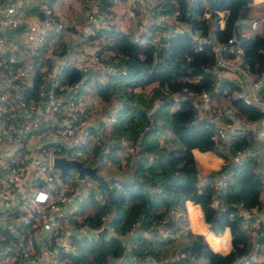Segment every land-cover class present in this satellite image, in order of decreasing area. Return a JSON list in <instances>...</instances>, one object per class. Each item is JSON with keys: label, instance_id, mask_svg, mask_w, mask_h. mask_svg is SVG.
<instances>
[{"label": "trees", "instance_id": "obj_1", "mask_svg": "<svg viewBox=\"0 0 264 264\" xmlns=\"http://www.w3.org/2000/svg\"><path fill=\"white\" fill-rule=\"evenodd\" d=\"M161 1L164 11L175 13V20L183 29L185 26L183 31H170L161 39L165 46L162 52L153 43L133 41V32L121 31L113 25L97 29L94 35L96 39L103 38L99 41L102 62L111 64L117 70L108 77L107 83L95 80V93L104 100L117 99L120 103L111 131L102 145H94L97 153L105 148L106 139L111 136L134 140L144 150L151 149L154 153L151 158L140 155L129 177L97 183L96 191L91 189L82 196L78 210L81 222L92 228L103 229L108 225L113 233L107 229L105 234H99L95 239L76 236L73 240L77 253L69 255L61 252V256L68 257L70 264H109L112 258L123 254L122 236L134 221H138L142 234L136 237L130 250L136 257L171 254L169 264H188L190 260L200 258L208 264H256L245 260L250 255L252 241L244 226L253 216L247 220L240 215L238 203L242 202L250 213L252 207L260 205L258 156L248 155L239 162L232 160L238 150L255 149L252 145L254 134L249 129L237 131L235 128V132H228L227 142H223L215 137L214 123L198 115L194 102L199 93L206 90L213 99L227 98L228 107L241 119L255 122L263 113L256 105L246 104L241 98L234 97V93L241 89L236 84L227 79L219 80L215 75L216 52L212 42H202L198 48L199 43L192 39V34L197 32L221 43V55L226 59L237 55L233 47H240V67L253 76L260 75L264 72V37L254 34L236 39L234 31L227 29L248 17L252 0ZM219 11L225 13L224 28L219 27ZM207 12L216 19L215 26L209 25ZM230 37H234L232 43L227 41ZM72 69L76 74L74 81H80L82 77L86 81L90 79L78 69L67 67L64 70ZM43 77L44 73L38 66L34 67L31 84H21L23 100L38 98ZM152 82H156L157 86L148 95L142 90ZM136 88L140 90L135 91ZM155 100L157 104L153 108ZM173 103H177V107L171 111ZM220 113L222 121H226V110ZM166 128L178 142L170 149L159 148L156 142L157 136ZM117 148V144L108 148V157L112 161L117 158ZM193 149L211 150L223 157L225 164L219 171L205 175V180L201 182ZM82 162L92 165L84 159ZM160 164L164 166L160 167ZM226 169L232 171V180L218 187L215 175ZM41 184L40 181L38 185ZM186 200L200 206L188 201L193 230L213 234L224 243L225 249L228 247L227 233H215L229 228L231 247L227 253L215 251L212 242L188 228ZM215 200L217 203H214ZM87 208L91 211L86 213ZM102 215L108 216L106 223L101 219ZM204 220L215 233L206 228Z\"/></svg>", "mask_w": 264, "mask_h": 264}, {"label": "crops", "instance_id": "obj_2", "mask_svg": "<svg viewBox=\"0 0 264 264\" xmlns=\"http://www.w3.org/2000/svg\"><path fill=\"white\" fill-rule=\"evenodd\" d=\"M5 6L15 5L22 8L23 13L27 16L29 22L40 23L45 14L43 8H36L35 3L46 1L53 9L54 14L64 24V29L59 33L50 32L45 44L36 52L29 49L28 43L25 38V24H21L17 27L5 26L2 23V12L0 11V36H2L8 45V49L12 55H14L20 64H25L28 61H33L34 67H37L44 73L42 83L39 90L47 91L50 86L52 76L55 74L57 66L62 63H80L86 56L98 48L99 41L103 40L102 37L96 39L94 33L101 27L113 25L121 31H136L138 24V18H136L134 11L135 0H108V4L111 6L113 17L107 22H102L101 26L95 24V20H89L86 15V4L84 0H1ZM219 27L224 28L225 13L223 11L218 12ZM207 21L209 25L215 26V18L210 16V13H206ZM256 20V26L252 27L251 22ZM146 25L158 24L164 29V32L170 33L175 31L176 21L174 17L168 20L166 23L159 21L155 9L148 6L146 12V18L144 20ZM185 29V26H184ZM229 31L237 30L241 36H252L254 34L259 37H264V0H252L250 3V10L248 11V17L241 19L237 26L227 28ZM237 62L239 59L236 58ZM235 61L234 64L229 65L223 69L219 75V80H230L238 86V88H244L254 78L252 75H244ZM96 70H91L90 74H86L90 79L86 81L84 77L80 81H74L76 77L75 72L72 70H64L58 78L59 94L57 96V108L60 110L71 108L73 111V119L75 122L85 119L89 128L93 131L95 127L102 123L103 115L106 109L111 104V99L104 100L95 93V80ZM29 75L24 81L17 82L10 86L9 97L13 102V114L15 120L27 117L33 119L35 113L23 109L18 101L21 99L23 92L22 83H28L31 80ZM157 83L152 82L144 87L142 91L146 94H152ZM4 90L0 80V91ZM38 90V91H39ZM140 88H136L135 91H139ZM34 100V99H29ZM39 108L45 105V98H37ZM70 101L73 105L70 106ZM213 105L221 110L227 112L228 117L225 115L223 121L224 124L231 123L237 131L249 129L254 134L253 146L259 151L258 157V174L261 177V188L259 192L260 205L252 207L250 217L253 219L245 224V228L251 237L252 246L258 242L259 249L251 252L254 258L261 259L264 257V142L261 135V131L264 126L260 122L249 123L245 127L244 118H233L230 115L229 110L232 109L229 106V101L225 97H218L213 99ZM177 107V103H173L169 110H174ZM152 111V109H151ZM238 117V116H237ZM226 118V119H225ZM66 117L58 116L55 120L42 121L39 126L32 129L29 132H23L19 143L14 145L5 144L1 146L2 154L0 156V187L8 188L10 190V199L7 202L0 203V264L11 260L13 253L8 249L10 245L16 242V240L23 236L30 244L35 260L32 262L26 261L24 264H47L51 256L54 255L56 248L64 241L66 234H77L76 227H65L64 231H61L57 237L51 235V221L54 217L53 214L49 215L46 220L39 222L34 229H27L19 219H13L9 217L7 213L12 205H18L21 201H28L32 196L35 188L37 187L40 176H37L34 172H28L19 178L12 179L4 171L2 163L5 160H12L17 162L19 156V150L28 149L32 155H39L45 150L56 151L57 154H62L66 150L71 148V141L58 136L54 131L56 127L64 126ZM125 139L126 144L122 145L121 140ZM158 147H165L170 149L178 145L176 138L171 133L170 129L166 128L156 138ZM118 145L116 149L117 158L111 160L108 157V148ZM105 148L96 151L91 140L88 141L85 147V156L83 159L89 164H95L98 155L102 154L100 161L99 172L107 178H119L129 177L135 166V161L140 155H145L147 158H151L154 151L151 149H143L139 144L131 139H127L123 136L115 138L114 136L106 139ZM193 155L197 161L198 169L201 174V182L204 181L205 175L219 171L225 164V159L211 150L200 151L193 149ZM101 152V153H100ZM100 153V154H99ZM163 159V157H162ZM98 162V161H97ZM164 165L160 164V167ZM227 170V169H226ZM216 176V175H215ZM82 186H79V188ZM95 186V191H96ZM76 201V199H75ZM188 201H185L187 226L194 233H200L204 236L205 240L213 243L215 251L220 253H227L231 247V235L228 227L220 233L213 232L207 222L206 228L210 229L215 234H226L228 239V247L224 248V243L218 240L213 234L204 230L200 232L193 230L191 227L189 215H188ZM193 205H198L191 202ZM72 203H68L64 206V210H70ZM200 207V206H199ZM201 209V208H200ZM91 209L87 208L86 213ZM202 211V210H201ZM203 216V213H202ZM77 220V221H75ZM79 218L74 219V224L78 222ZM52 236V237H51ZM130 236H124V243L129 240ZM133 260L132 253L127 250L120 257L112 258L109 264H127ZM206 260L197 259L190 260L188 264H208Z\"/></svg>", "mask_w": 264, "mask_h": 264}, {"label": "built area", "instance_id": "obj_3", "mask_svg": "<svg viewBox=\"0 0 264 264\" xmlns=\"http://www.w3.org/2000/svg\"><path fill=\"white\" fill-rule=\"evenodd\" d=\"M86 4V15L89 20H95V24L101 26L102 22H107L113 17L111 6L106 0H84ZM150 6L155 9L159 21L166 23L172 17L175 20V13L166 12L163 1L161 0H135L134 11L136 18H138V24L136 31L132 33V39L135 42H150L156 46H162L164 43L162 38L168 35L165 30L158 24L146 25L144 20L146 18L147 7ZM36 8H43L44 18L40 23L29 22L27 16L23 13V10L19 6L7 5L5 6L0 0V11L2 12V23L5 26L17 27L21 24H25V38L28 43L29 49L33 52L38 51L47 41L50 32L59 34L64 29V24L54 14L53 9L46 1L35 3ZM220 18V17H219ZM176 21V20H175ZM257 21L251 22V26L255 27ZM176 30L183 31V26L176 21ZM95 35V33H94ZM93 35V36H94ZM192 39L199 43L212 42L213 50L216 52L214 73L219 77L221 68H226L231 64L237 62L236 58L242 53L240 47H233L236 50V56L234 58L226 59L221 55L222 44L215 40L207 39L206 37L195 32L192 34ZM234 37L228 38V43H232ZM102 41V40H101ZM9 43L0 36V80L4 87V90L0 91V156L2 154L1 146L8 144L14 145L19 143L23 132H29L39 126L42 121L55 120L58 116L66 117L65 125L56 127L54 130L58 136L66 140L71 141V148L66 150L62 154H57L56 151L45 150L39 155H32L28 149L19 150V156L17 162L12 160H5L2 163V167L7 175L12 178H19L28 172H34L37 176H40L39 181L42 182L38 185L32 196L28 201H21L18 205H12L8 210L9 217L13 219H19V221L27 228L34 229L39 222L46 220L49 215L53 214L54 217L51 221V235L57 237L61 231H64L65 227H76L77 234H66L64 241L58 248L55 249L54 255L50 257L47 264H70L68 257H62L61 252H65L69 255L76 254V246L74 243V237H83L86 239H95L102 227L92 228L85 222H81L82 216L78 214L79 203L82 196L89 193L91 189H94L97 182L89 178L85 179H68L60 178L58 176V169L53 166L52 159L55 155H65L68 158H83L85 156V147L88 141L91 140L94 145H102L105 136L109 134L114 123L116 121V115L119 110V101L113 99L109 107L106 109L102 123L95 127L92 131L89 128L88 122L83 119L75 122L73 119V111L71 108L60 110L57 108V96L59 94L58 78L67 67L78 69L83 74H87L88 69H94L96 79L100 83H107L108 77L111 74L117 72V70L111 65L102 62L103 53L95 48L88 56H86L80 63H65L62 62L57 66L55 74L50 81L49 89L46 91L39 90L38 98H45L46 102L42 108H39L37 101L19 99L18 104L25 110L35 113L33 119L24 117L19 121L15 120L13 114V102L11 101L10 86L24 81L27 76L31 75L34 70L33 61H28L25 64H20L17 58L12 55L8 49ZM238 66L239 62H237ZM244 75H252L249 71L243 70L240 67ZM122 72H124L122 70ZM84 75V76H85ZM264 72L260 75H255L254 78L244 88L237 90L234 93V97L241 98L246 104L256 105L263 113L262 117L255 122H260L264 126ZM213 98L211 94L202 90L199 93L198 99L195 100L194 106L198 115L205 119L210 120L215 125V137L221 139L223 142H227L228 132H235V128L231 123L224 124L222 121L221 109L213 105ZM70 106L73 102L70 101ZM157 100L152 104L153 108L156 106ZM230 115L233 118L237 117L233 109L229 110ZM246 126L249 123L244 119ZM262 137L264 136V128L261 131ZM121 144H126V140L122 139ZM253 155L259 157V151L254 150H238L233 154L232 160L239 162L246 156ZM81 160V159H80ZM228 180H232V171L230 169L224 170L215 176V181L218 187H222ZM79 186H82L79 188ZM10 199V190L8 188L0 187V203L7 202ZM76 199V201H75ZM68 203H72L70 210H64V206ZM238 213L247 218L250 217V211L245 207L242 202L238 203ZM79 218L78 224H74V219ZM101 219L104 223L108 220L107 215H102ZM77 221V220H75ZM249 223V220H248ZM139 222L134 221L131 227L122 236H130L129 240L124 243V252L131 250L132 245L138 235L134 233L139 228ZM111 233L113 230L110 226L105 225ZM140 229V228H139ZM52 237V236H51ZM253 252L259 249V243L256 242L253 246ZM8 249L13 253V258L4 262L3 264H24L26 261L32 262L35 260L32 248L27 239L23 236L19 237L15 243L10 245ZM252 249V248H251ZM120 257V256H119ZM133 260L127 264H169L172 259V255L168 254L163 257H155L151 255H145L142 258L132 255ZM117 258V257H115ZM254 261L256 264H264V257L261 259L254 258L252 252L245 259Z\"/></svg>", "mask_w": 264, "mask_h": 264}, {"label": "water", "instance_id": "obj_4", "mask_svg": "<svg viewBox=\"0 0 264 264\" xmlns=\"http://www.w3.org/2000/svg\"><path fill=\"white\" fill-rule=\"evenodd\" d=\"M235 38H241V34L237 30H235ZM163 50H165L164 45L160 46L159 48L160 52H162ZM91 70L92 69H88L87 74H90ZM28 83L31 84L30 79L28 80ZM101 158L102 154H100L98 162H96L94 165H86L82 162V160L77 158H68L65 155H55L52 159V164L58 169V176L62 179L65 178L72 170H75L77 179L82 180L85 178H89L96 181L97 183H106L111 178H107L99 172ZM214 203H217V200H215ZM106 231L107 228L105 227L99 232V234H105ZM134 233L136 235H140L142 234V231L138 228L134 231Z\"/></svg>", "mask_w": 264, "mask_h": 264}, {"label": "rangeland", "instance_id": "obj_5", "mask_svg": "<svg viewBox=\"0 0 264 264\" xmlns=\"http://www.w3.org/2000/svg\"><path fill=\"white\" fill-rule=\"evenodd\" d=\"M216 99V98H215ZM79 159H83L82 157L81 158H79ZM68 179H74L75 177H77V174H76V172H75V170H72L67 176H66ZM106 177V176H105ZM218 252V251H217ZM223 254H225V253H223ZM200 259H202V260H204L203 258H200ZM205 262H207V261H205Z\"/></svg>", "mask_w": 264, "mask_h": 264}]
</instances>
